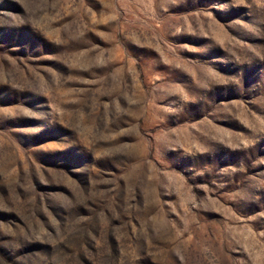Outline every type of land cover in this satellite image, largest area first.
<instances>
[{
	"label": "rangeland",
	"instance_id": "rangeland-1",
	"mask_svg": "<svg viewBox=\"0 0 264 264\" xmlns=\"http://www.w3.org/2000/svg\"><path fill=\"white\" fill-rule=\"evenodd\" d=\"M0 264H264V0H0Z\"/></svg>",
	"mask_w": 264,
	"mask_h": 264
}]
</instances>
